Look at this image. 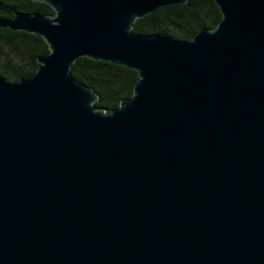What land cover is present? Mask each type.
I'll list each match as a JSON object with an SVG mask.
<instances>
[{"label":"water","instance_id":"95a60500","mask_svg":"<svg viewBox=\"0 0 264 264\" xmlns=\"http://www.w3.org/2000/svg\"><path fill=\"white\" fill-rule=\"evenodd\" d=\"M0 28L40 36L0 77V264H264V0H213L188 39L131 30L186 0H32ZM78 57L133 69L101 110Z\"/></svg>","mask_w":264,"mask_h":264},{"label":"trees","instance_id":"16d2710c","mask_svg":"<svg viewBox=\"0 0 264 264\" xmlns=\"http://www.w3.org/2000/svg\"><path fill=\"white\" fill-rule=\"evenodd\" d=\"M15 12L53 15L52 8L44 2L0 0V17L9 18ZM219 19L220 12L213 0H186L183 4L160 6L135 19L131 30L188 39L201 27H213ZM2 47L13 52V55L0 60V77L10 82L33 74L38 66L37 55L48 52L40 36L8 28H0V55H4L1 54ZM69 71L76 80L93 89L97 96L94 104L101 110L117 107L122 98L131 95L137 80L133 69L87 57L75 59Z\"/></svg>","mask_w":264,"mask_h":264},{"label":"rangeland","instance_id":"374dc122","mask_svg":"<svg viewBox=\"0 0 264 264\" xmlns=\"http://www.w3.org/2000/svg\"><path fill=\"white\" fill-rule=\"evenodd\" d=\"M1 54H4V55H0V60H3L5 58V56L13 55V52L7 47H2L1 48Z\"/></svg>","mask_w":264,"mask_h":264}]
</instances>
